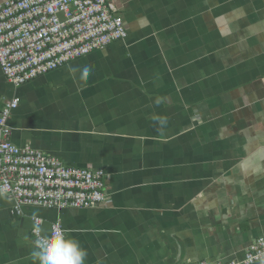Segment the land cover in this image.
<instances>
[{
	"label": "crops",
	"instance_id": "1",
	"mask_svg": "<svg viewBox=\"0 0 264 264\" xmlns=\"http://www.w3.org/2000/svg\"><path fill=\"white\" fill-rule=\"evenodd\" d=\"M109 1L126 37L21 84L0 66L11 139L104 169L107 197L17 209L0 191V264H38L35 216L85 264L242 259L264 234V0Z\"/></svg>",
	"mask_w": 264,
	"mask_h": 264
},
{
	"label": "built area",
	"instance_id": "2",
	"mask_svg": "<svg viewBox=\"0 0 264 264\" xmlns=\"http://www.w3.org/2000/svg\"><path fill=\"white\" fill-rule=\"evenodd\" d=\"M127 34L123 17L109 0L0 1V66L15 84ZM18 104L15 97L0 110V191L14 197L17 209L23 205L67 208L104 203V169L68 166L58 157L11 139L9 116ZM34 221L40 224L41 218L35 216ZM53 229L64 231L61 221H54L51 232ZM44 236L43 231L34 232L35 242ZM184 264H264V234L250 243L242 259Z\"/></svg>",
	"mask_w": 264,
	"mask_h": 264
},
{
	"label": "clouds",
	"instance_id": "3",
	"mask_svg": "<svg viewBox=\"0 0 264 264\" xmlns=\"http://www.w3.org/2000/svg\"><path fill=\"white\" fill-rule=\"evenodd\" d=\"M91 69L84 67L79 79L87 81ZM163 123V122H162ZM35 233L42 231L39 222L34 223ZM31 256L38 264H85L88 252L78 240L73 239L59 229H53L50 235L41 237L36 242Z\"/></svg>",
	"mask_w": 264,
	"mask_h": 264
}]
</instances>
